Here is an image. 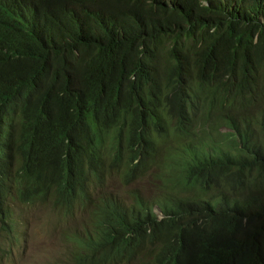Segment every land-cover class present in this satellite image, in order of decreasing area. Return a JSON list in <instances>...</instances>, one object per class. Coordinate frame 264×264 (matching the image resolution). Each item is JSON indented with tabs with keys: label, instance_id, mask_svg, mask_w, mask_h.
Masks as SVG:
<instances>
[{
	"label": "trees",
	"instance_id": "obj_1",
	"mask_svg": "<svg viewBox=\"0 0 264 264\" xmlns=\"http://www.w3.org/2000/svg\"><path fill=\"white\" fill-rule=\"evenodd\" d=\"M116 172L161 192L103 209L141 264H264V0H0V207L11 173L70 210Z\"/></svg>",
	"mask_w": 264,
	"mask_h": 264
},
{
	"label": "clouds",
	"instance_id": "obj_2",
	"mask_svg": "<svg viewBox=\"0 0 264 264\" xmlns=\"http://www.w3.org/2000/svg\"><path fill=\"white\" fill-rule=\"evenodd\" d=\"M161 157L158 156L157 163ZM114 178L120 179V193L111 189L109 181ZM149 174L145 173L134 179L120 178V172H116L107 179L104 183L95 186L88 196L78 199L70 210L62 200V193L68 188L65 179L53 181L51 178L46 179V186L44 193L36 194L30 199H22L14 193V184H12V173L9 174L3 183V188H8L9 192L2 197V203L0 210L4 212L6 219L0 220V232L10 235L17 231L20 226H16L17 219L15 217V210L19 208L18 203L26 205L45 204L51 205L57 210L66 220L75 221L79 224V231L76 232L74 228L67 233V239H69L76 248L75 260L71 264H84L83 261H79V254L83 249L80 247L79 242L76 240L78 237L92 236L100 242L111 241L112 244H106L99 251H93L90 249V242L86 241L85 245L88 248L89 264H104L103 259L115 258L117 260L126 263L141 264L145 258L149 257L150 250L147 249L146 243L143 245H129L120 249V236L116 240L107 239L106 231L108 228L109 220L119 219L118 214L107 216L103 209L107 203L115 204L114 207L120 214V206L122 211L130 214L132 212L140 213L142 215H150L154 220H161L163 218L162 213L158 207V199L161 192L151 185L148 181ZM146 180L145 188L138 190H128L127 196L122 195V191L133 182H140ZM143 183V182H141ZM148 191V192H146ZM45 194V195H43ZM71 214V215H70ZM12 225V230H9L8 225ZM145 232L139 231V234ZM134 234H128L125 238L133 237ZM75 238L76 242L73 240ZM12 246V245H11ZM10 246V247H11Z\"/></svg>",
	"mask_w": 264,
	"mask_h": 264
},
{
	"label": "rangeland",
	"instance_id": "obj_3",
	"mask_svg": "<svg viewBox=\"0 0 264 264\" xmlns=\"http://www.w3.org/2000/svg\"><path fill=\"white\" fill-rule=\"evenodd\" d=\"M143 182V183H141ZM146 180L133 182L121 193L145 188ZM145 183V184H144ZM111 189L120 193V179L109 181ZM148 192V191H146ZM15 210L16 226L20 228L7 235L0 232V264H71L75 260L76 248L67 239V233L79 224L66 220L51 205H26L18 203ZM12 245V246H11ZM11 246V247H10ZM104 264H133L115 258L103 259Z\"/></svg>",
	"mask_w": 264,
	"mask_h": 264
}]
</instances>
